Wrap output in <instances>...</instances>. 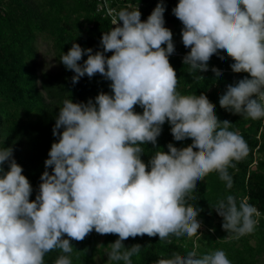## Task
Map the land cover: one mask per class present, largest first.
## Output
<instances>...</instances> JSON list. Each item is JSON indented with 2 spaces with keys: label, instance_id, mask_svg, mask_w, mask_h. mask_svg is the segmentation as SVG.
I'll return each instance as SVG.
<instances>
[{
  "label": "clouds",
  "instance_id": "obj_1",
  "mask_svg": "<svg viewBox=\"0 0 264 264\" xmlns=\"http://www.w3.org/2000/svg\"><path fill=\"white\" fill-rule=\"evenodd\" d=\"M164 12L163 0L145 20L137 5L121 8L102 32V51L73 42L62 52L59 61L74 73L73 84L99 73L110 81L111 92L100 91L87 102L69 97L58 107L52 128L57 139L35 199L30 200L33 188L13 149L0 144V264H47L52 252H57L52 264H74L79 251L71 240H83L93 230L117 235L108 244L107 261L123 264H133L142 249L138 243L125 247L129 237L147 234L161 243L200 239L201 209L189 205L191 194L213 172L231 189L228 169L250 148L206 97L178 90L169 62L175 45ZM172 13L189 49L183 64L205 77L212 58L224 62L226 54L234 73H247L226 86L219 106L252 120L264 118V0H178ZM212 76L218 82L222 73L214 70ZM137 105L142 112L135 111ZM165 122L176 143L192 146L178 150L168 143L163 151L157 138ZM146 144L158 149L147 163ZM248 199L227 193L211 207L222 218V229L237 238L259 222L260 212ZM159 264L233 262L216 249L162 257Z\"/></svg>",
  "mask_w": 264,
  "mask_h": 264
},
{
  "label": "trees",
  "instance_id": "obj_2",
  "mask_svg": "<svg viewBox=\"0 0 264 264\" xmlns=\"http://www.w3.org/2000/svg\"><path fill=\"white\" fill-rule=\"evenodd\" d=\"M178 0H163L165 5V27L172 32L175 51L169 62L178 77V90L182 94L206 97L216 107L220 120L232 122L233 130L239 131L247 141L250 152L242 160L229 167L233 185L226 189L225 183L213 172L198 183L197 191L191 194L188 203L200 208L197 219L201 222L195 237L171 243H161L155 237H129L122 243L125 247L140 244L138 256L132 257L133 264H159V260L173 255H186L195 250L198 255L216 249H223L233 264H262L264 259V118L252 120L243 115L233 114L219 106V97L226 86L245 77L247 73H234L230 65L232 59L226 54L224 62L212 58L209 71L193 72L183 64V57L189 51L181 41L182 23L172 13ZM158 0H0V144L13 149V157L22 166L23 174L32 185L30 196L35 199L40 183V175L45 170L44 161L48 158L51 143L57 137L52 128L59 106L66 98L73 102H87L98 92L110 93V81L99 73L91 78L87 75L73 84L74 73L59 61L62 52L67 53L73 42L82 48H92L93 53L102 51V32L111 27L114 11L125 7H135L145 20ZM45 42L51 49L56 69L54 72L38 70V43ZM111 55V52L105 53ZM87 58L82 56L81 61ZM214 70L222 73L216 82ZM135 111L142 108L134 106ZM173 143L178 150H187L191 142L178 144L173 140L170 125L165 122L157 145L167 151L166 145ZM142 159L147 163L149 156L158 149L146 144ZM6 167V165H5ZM51 172V168L48 169ZM231 193L239 200L248 197V202L259 210L255 230L236 237L222 229V218L211 208L225 194ZM214 229V230H213ZM67 238V237H66ZM116 234H98L94 230L83 240H71L76 251L74 264H123L107 261L108 244L114 242ZM198 245V246H197ZM57 252L49 253L45 260L52 264Z\"/></svg>",
  "mask_w": 264,
  "mask_h": 264
},
{
  "label": "rangeland",
  "instance_id": "obj_3",
  "mask_svg": "<svg viewBox=\"0 0 264 264\" xmlns=\"http://www.w3.org/2000/svg\"><path fill=\"white\" fill-rule=\"evenodd\" d=\"M38 50L39 72H54L56 69V63L50 47L45 42L40 41L38 43ZM97 261L99 264L102 263L100 259ZM262 261V264H264V259H262Z\"/></svg>",
  "mask_w": 264,
  "mask_h": 264
}]
</instances>
